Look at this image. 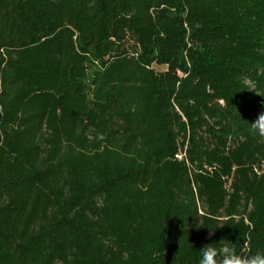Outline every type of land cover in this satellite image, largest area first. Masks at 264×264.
Listing matches in <instances>:
<instances>
[{
  "label": "trees",
  "instance_id": "obj_1",
  "mask_svg": "<svg viewBox=\"0 0 264 264\" xmlns=\"http://www.w3.org/2000/svg\"><path fill=\"white\" fill-rule=\"evenodd\" d=\"M262 103L264 0H0V264L264 252Z\"/></svg>",
  "mask_w": 264,
  "mask_h": 264
},
{
  "label": "clouds",
  "instance_id": "obj_2",
  "mask_svg": "<svg viewBox=\"0 0 264 264\" xmlns=\"http://www.w3.org/2000/svg\"><path fill=\"white\" fill-rule=\"evenodd\" d=\"M261 107L264 108V103ZM249 123L254 133L264 136V110L258 112L255 119L249 121ZM213 234L214 231H210L206 239H210ZM215 243L219 246L207 243L200 248L199 264H264V252L255 254L238 253L234 243L223 238Z\"/></svg>",
  "mask_w": 264,
  "mask_h": 264
},
{
  "label": "rangeland",
  "instance_id": "obj_3",
  "mask_svg": "<svg viewBox=\"0 0 264 264\" xmlns=\"http://www.w3.org/2000/svg\"><path fill=\"white\" fill-rule=\"evenodd\" d=\"M161 69H164V68H159V69L157 68V71H158V70L160 71Z\"/></svg>",
  "mask_w": 264,
  "mask_h": 264
}]
</instances>
